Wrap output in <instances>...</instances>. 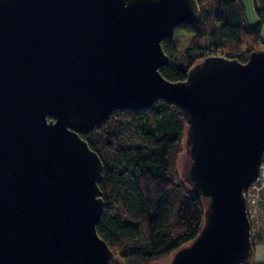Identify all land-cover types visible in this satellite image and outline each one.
<instances>
[{
  "label": "water",
  "instance_id": "water-1",
  "mask_svg": "<svg viewBox=\"0 0 264 264\" xmlns=\"http://www.w3.org/2000/svg\"><path fill=\"white\" fill-rule=\"evenodd\" d=\"M197 0H0V264H122L97 232L103 163L81 137L117 109L184 113L183 180L205 202L171 264H252L244 192L264 155V50L187 80L162 48Z\"/></svg>",
  "mask_w": 264,
  "mask_h": 264
},
{
  "label": "trees",
  "instance_id": "trees-1",
  "mask_svg": "<svg viewBox=\"0 0 264 264\" xmlns=\"http://www.w3.org/2000/svg\"><path fill=\"white\" fill-rule=\"evenodd\" d=\"M197 1L198 22L175 29L193 34L190 46L178 57L174 38L162 41L170 61L160 72L171 82L187 80L209 50L241 62L253 51L264 50V0H253L254 23L243 0ZM127 128L138 137L127 134ZM187 129L182 110L159 99L147 109L114 110L90 133L81 134L104 166L99 182L104 210L97 232L122 264L164 261L191 243L204 226L205 202L178 170Z\"/></svg>",
  "mask_w": 264,
  "mask_h": 264
},
{
  "label": "rangeland",
  "instance_id": "rangeland-1",
  "mask_svg": "<svg viewBox=\"0 0 264 264\" xmlns=\"http://www.w3.org/2000/svg\"><path fill=\"white\" fill-rule=\"evenodd\" d=\"M243 2L245 3L246 8H247V14H248L249 21L251 23L256 22L257 16H256V13L254 11L253 0H243ZM262 37L264 39V27L262 29ZM173 38H174L175 45L177 46V55L179 57L186 50V48L190 46V44L192 42L193 34L192 33H184V32H176V33H174ZM178 64L180 66H183V63L181 61H179ZM127 132H128L127 134L132 135L134 138L138 137L136 135V133L130 128H127ZM137 142H140V141L137 140ZM187 162H188V157L186 155V148H185L183 153L179 157V161H178V170H179V175L181 178L186 176ZM187 185L189 186L188 183H187ZM261 211H263V213H264V191L262 192V201L259 204V215H258L259 222H258V224L260 226V229H259L260 235H259V238H258V241L256 242V244L260 241L262 232L264 231V215H261ZM173 256H174V254L170 258H168L164 261L154 263V264H171Z\"/></svg>",
  "mask_w": 264,
  "mask_h": 264
},
{
  "label": "built area",
  "instance_id": "built-area-1",
  "mask_svg": "<svg viewBox=\"0 0 264 264\" xmlns=\"http://www.w3.org/2000/svg\"><path fill=\"white\" fill-rule=\"evenodd\" d=\"M226 57L221 51L209 50L207 56ZM264 189V155L259 167V176L255 182L244 192L246 198V211L250 221V239L256 245L260 235V226L258 224L259 204L262 201V191Z\"/></svg>",
  "mask_w": 264,
  "mask_h": 264
},
{
  "label": "crops",
  "instance_id": "crops-1",
  "mask_svg": "<svg viewBox=\"0 0 264 264\" xmlns=\"http://www.w3.org/2000/svg\"><path fill=\"white\" fill-rule=\"evenodd\" d=\"M261 215H264L263 211H261ZM251 263L264 264V231L262 232L260 241L255 245Z\"/></svg>",
  "mask_w": 264,
  "mask_h": 264
}]
</instances>
